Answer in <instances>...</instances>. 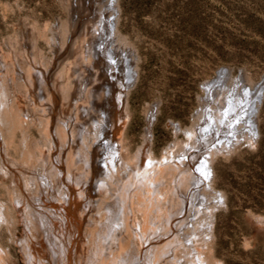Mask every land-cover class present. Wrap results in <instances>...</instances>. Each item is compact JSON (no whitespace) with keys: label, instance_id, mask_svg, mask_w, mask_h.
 <instances>
[{"label":"bare ground","instance_id":"6f19581e","mask_svg":"<svg viewBox=\"0 0 264 264\" xmlns=\"http://www.w3.org/2000/svg\"><path fill=\"white\" fill-rule=\"evenodd\" d=\"M65 2V20L24 22L0 43V185L9 195L0 231L23 224L13 240L25 264H216L208 236L225 194L214 160L256 142L264 77L248 82L220 68L204 79L193 123L170 120L177 135L160 156L154 102L145 140L130 152L136 57L116 32L117 0ZM25 118L42 137L25 134L17 146L11 137ZM0 264H15L1 241Z\"/></svg>","mask_w":264,"mask_h":264},{"label":"rangeland","instance_id":"374dc122","mask_svg":"<svg viewBox=\"0 0 264 264\" xmlns=\"http://www.w3.org/2000/svg\"><path fill=\"white\" fill-rule=\"evenodd\" d=\"M65 1L0 0V43L19 34L24 22L44 29L65 20ZM117 7L116 32L136 57V81L126 96L130 121L124 139L130 152L145 140L151 105L158 108L151 146L160 156L177 135L171 121L193 123L204 79L220 68L232 77L244 74L248 82L264 77V0H117ZM256 120V142L241 141L214 160V186L225 194L215 208L213 238L208 236L216 264H264V93ZM27 123L25 118L11 137L13 144L29 133L42 137L40 127ZM18 149L12 153L22 158ZM5 192L0 185V199L8 202ZM13 226L0 231V241L15 264H25L13 240L22 236L23 224Z\"/></svg>","mask_w":264,"mask_h":264}]
</instances>
